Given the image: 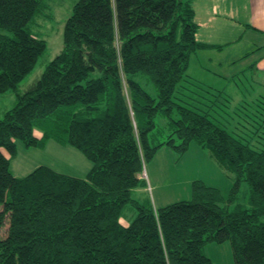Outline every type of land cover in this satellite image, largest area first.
<instances>
[{
  "label": "trees",
  "instance_id": "1",
  "mask_svg": "<svg viewBox=\"0 0 264 264\" xmlns=\"http://www.w3.org/2000/svg\"><path fill=\"white\" fill-rule=\"evenodd\" d=\"M192 4L76 0L61 50L0 118V264H213L202 248L223 241L234 264H264V96L233 102L188 76L196 52L222 47L196 39ZM46 6L0 0V93L45 51L30 25ZM49 139L90 161L83 177L45 164L10 171L17 140L43 148ZM193 141L233 175L226 203L200 180L191 198L159 207L132 196L159 147L181 154ZM242 181L249 196L234 203Z\"/></svg>",
  "mask_w": 264,
  "mask_h": 264
},
{
  "label": "rangeland",
  "instance_id": "2",
  "mask_svg": "<svg viewBox=\"0 0 264 264\" xmlns=\"http://www.w3.org/2000/svg\"><path fill=\"white\" fill-rule=\"evenodd\" d=\"M75 2L76 0H46L47 6L30 25L33 33L35 32L39 37L46 40L45 51L37 58L35 66L19 82L16 90H7L0 93V118L5 110L14 106L17 98L15 91L22 92L32 84L43 72L42 70L47 62L61 50L63 41L62 26ZM243 40L244 42L241 45L228 50L230 51L228 53H218L212 50L199 52L197 59L193 58V65L190 68L191 75L197 80L207 82L206 84L209 85L214 83L219 88L222 86L226 87V92L233 97V102L252 100L255 92L263 90L256 86L253 74L247 67L251 63V59L257 54L253 53L250 58L240 61L243 54L251 52L255 46H264L262 39L257 36L256 40H252L250 34H245ZM258 50H254V52ZM232 60L235 63L231 65L229 62ZM232 66H235L236 74L234 80L229 83L219 81L217 75H221L224 72L228 74ZM143 79L141 78L142 82L144 81ZM147 82H143V86L153 91L154 88L150 81ZM155 121H157L156 128H159L162 132L160 133L162 134L160 138L164 139L168 133L166 131L167 121L160 116L155 118ZM16 144L17 153L10 159V171L17 177L28 174L40 164L48 165L61 173L83 177L91 166L90 161L75 147L58 144L52 139H49L43 148L32 146L26 148L19 140H17ZM144 165L142 176L145 184L135 188L132 191V196L138 201L150 204L152 207H159L173 203V201L191 198V183L194 180H200L203 184L217 189L222 201L224 200L223 203H226L234 184L233 175L227 172L213 158L208 149L200 147L194 141L181 154L175 149L163 145ZM237 194L234 203H245L249 196V185L247 182H241ZM229 205L230 207L233 206ZM124 210L128 217L135 214L134 210L130 208H125ZM5 229L6 227L0 229V236L5 234ZM202 250L209 256L213 264H234L229 241L208 242Z\"/></svg>",
  "mask_w": 264,
  "mask_h": 264
},
{
  "label": "crops",
  "instance_id": "3",
  "mask_svg": "<svg viewBox=\"0 0 264 264\" xmlns=\"http://www.w3.org/2000/svg\"><path fill=\"white\" fill-rule=\"evenodd\" d=\"M192 5L195 11L194 20L198 23L196 39L207 44L222 45V47L220 49H202L196 52L189 61L188 76L191 75L190 68L193 65V58L197 59L199 52L212 50L218 53H228L230 52L228 50L244 42L245 34H250L252 40H256L257 36L260 37L264 45V0H193ZM257 49L259 50L254 52ZM253 53L257 55L251 59V63L247 67L253 74L256 86L260 90L263 89L260 92H255L253 96H264V46H255L251 52L243 54L240 61L250 58ZM229 63L232 65L235 62L232 60ZM235 74V66H232L228 74L224 72L217 77L219 81L229 83L234 80ZM211 84L215 86L214 83ZM222 88L227 90L224 86L219 89Z\"/></svg>",
  "mask_w": 264,
  "mask_h": 264
}]
</instances>
